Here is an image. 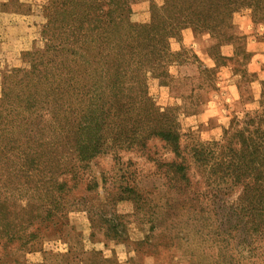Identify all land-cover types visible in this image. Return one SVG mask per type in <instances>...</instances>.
Instances as JSON below:
<instances>
[{
	"label": "trees",
	"instance_id": "1",
	"mask_svg": "<svg viewBox=\"0 0 264 264\" xmlns=\"http://www.w3.org/2000/svg\"><path fill=\"white\" fill-rule=\"evenodd\" d=\"M161 1L145 24L131 22L130 0L46 1L42 48L24 53L25 67L9 71L0 89V264H26L21 255L38 251L47 230L61 233L76 205L71 191L109 143L124 151L163 143L173 155L160 165L168 185L190 186L177 107L156 106L148 79L167 86L178 55L170 44L183 30L219 34L241 11L264 18V0ZM257 81L251 75L249 85ZM258 85L257 108L245 111L239 126L223 131L221 142L192 150L194 166L223 185L219 194L239 189L231 205L221 200L199 215L219 241L217 264H264V80ZM126 192L136 211L149 209L142 194ZM103 222L106 237L118 238L113 221ZM190 256L197 264L195 252Z\"/></svg>",
	"mask_w": 264,
	"mask_h": 264
},
{
	"label": "rangeland",
	"instance_id": "2",
	"mask_svg": "<svg viewBox=\"0 0 264 264\" xmlns=\"http://www.w3.org/2000/svg\"><path fill=\"white\" fill-rule=\"evenodd\" d=\"M46 1L0 0V89L9 71L25 67L24 53L42 48ZM161 2L130 0L131 22L148 23L152 4ZM232 24L219 34L183 30L180 41L170 44L178 55L167 68V86L151 78L147 82L156 106L177 107L180 148L190 166V186L176 191L168 185L160 165L173 161V155L163 143L151 140L145 151L115 150L109 143L71 191L70 200L76 205L68 214V225L59 234L47 230L34 249L38 251L21 255L24 263L192 264L193 252L197 264L219 262V241L207 234L209 224L199 215L211 204L221 205V200L231 205L239 189H230L226 197L219 194L218 187L223 185L213 184L207 169L203 172L194 166L192 150L221 142L223 131L239 126L244 112L257 108L258 83L264 80V18L241 11L233 15ZM254 74L258 81L250 86ZM92 180L96 186L87 191ZM125 188L142 194L149 209L136 211ZM104 218L113 221L115 240L104 234L108 226ZM171 241L173 246L165 248ZM91 252L96 257L88 255Z\"/></svg>",
	"mask_w": 264,
	"mask_h": 264
}]
</instances>
